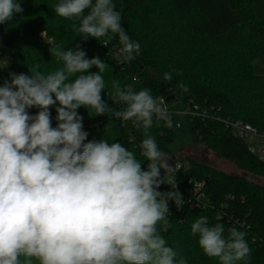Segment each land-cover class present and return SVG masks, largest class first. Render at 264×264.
<instances>
[{
	"label": "clouds",
	"instance_id": "9594fccd",
	"mask_svg": "<svg viewBox=\"0 0 264 264\" xmlns=\"http://www.w3.org/2000/svg\"><path fill=\"white\" fill-rule=\"evenodd\" d=\"M22 12L20 0H0V24ZM54 12L78 21L72 27L82 38L107 46L118 36L122 62L140 54L113 0H59ZM49 52L62 67L45 74L36 65L28 74L9 73L0 84V264H187L162 235L170 224L169 201L178 209L185 202L176 190V167L149 134L154 121L173 126L163 97L112 80V101L124 106L114 111L101 95L105 61L87 58L79 46L57 45ZM93 67L98 71H90ZM173 73L176 69L164 73V80L171 81ZM57 103L53 127L50 107ZM33 107L39 111L31 115ZM81 107L94 116L111 112L142 128L146 168L119 142L85 143ZM162 184L173 190L159 191ZM191 234L218 264L250 259L246 232L236 227L225 235L222 223L210 225L200 216Z\"/></svg>",
	"mask_w": 264,
	"mask_h": 264
},
{
	"label": "trees",
	"instance_id": "16d2710c",
	"mask_svg": "<svg viewBox=\"0 0 264 264\" xmlns=\"http://www.w3.org/2000/svg\"><path fill=\"white\" fill-rule=\"evenodd\" d=\"M20 2L23 12L0 24V56L8 62L6 67L0 65V84L10 79L9 73L28 74L36 65L45 74L55 71L62 62L49 48L79 46L87 58L99 57L108 64L102 74L107 86L101 95L114 111L124 106L112 101V80L136 91L150 89L153 97H163L165 104H175V109L194 103L208 110L207 117L174 114L171 128L154 121L149 134L169 156L180 134L189 135L238 169L264 177V159L250 152L247 143L223 122L242 121L264 135V76L253 71V61L264 58V0H113L122 27L141 46L140 54L127 63L118 52V36L107 46L92 37L82 38L72 27L78 21L54 12L59 0ZM172 69H176L173 79L165 81L164 73ZM58 106L50 107L52 118L56 119ZM28 111L34 115L39 109ZM77 111L88 133L85 143L119 142L143 162L139 147L144 139L142 128L113 117L111 112L99 116L90 112V116L84 107ZM170 160L177 170L176 190L185 202L178 209L169 201L170 224L162 232L168 245L177 249L187 264H218L203 253L198 237L191 234V224L205 216L210 225L222 223L225 235L230 227L246 232L252 250L247 264H264V185L191 158L184 159L187 167L181 160ZM147 163L142 166L146 168ZM196 184H201L198 190ZM171 190L167 184L159 189Z\"/></svg>",
	"mask_w": 264,
	"mask_h": 264
},
{
	"label": "rangeland",
	"instance_id": "374dc122",
	"mask_svg": "<svg viewBox=\"0 0 264 264\" xmlns=\"http://www.w3.org/2000/svg\"><path fill=\"white\" fill-rule=\"evenodd\" d=\"M5 60H7V58L1 55L0 65H4ZM253 71L258 76H264V58H258L253 61ZM84 129L85 128H83V130ZM169 157L168 163L170 165H172L170 159L174 158L178 160V162L179 160L183 161L184 167H187V162L184 161V159L191 158L225 174L244 176L250 181L264 185V177H256L238 169L232 161L217 155L215 152L208 149L203 142H193L189 135L180 134V137L176 140L174 145V153ZM200 185L201 184H196L195 189L198 190Z\"/></svg>",
	"mask_w": 264,
	"mask_h": 264
},
{
	"label": "built area",
	"instance_id": "2783aa9c",
	"mask_svg": "<svg viewBox=\"0 0 264 264\" xmlns=\"http://www.w3.org/2000/svg\"><path fill=\"white\" fill-rule=\"evenodd\" d=\"M174 105L175 104L166 105L170 117L174 114L192 115L196 117H207L209 115L208 110L200 108L194 103H190L181 109H175ZM51 121L52 126L55 127L57 125V120L51 117ZM223 122L226 124V127L232 129L234 135L247 143L250 152L257 153L261 159H264V135L259 134L254 127L242 121L224 120ZM177 167H179L178 164Z\"/></svg>",
	"mask_w": 264,
	"mask_h": 264
}]
</instances>
